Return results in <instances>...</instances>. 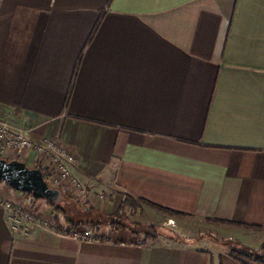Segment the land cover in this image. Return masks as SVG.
I'll use <instances>...</instances> for the list:
<instances>
[{
    "label": "crops",
    "instance_id": "1",
    "mask_svg": "<svg viewBox=\"0 0 264 264\" xmlns=\"http://www.w3.org/2000/svg\"><path fill=\"white\" fill-rule=\"evenodd\" d=\"M0 119L74 151L86 194L50 221L96 235L14 236L0 207V264H246L154 218L264 252V0H0Z\"/></svg>",
    "mask_w": 264,
    "mask_h": 264
},
{
    "label": "built area",
    "instance_id": "2",
    "mask_svg": "<svg viewBox=\"0 0 264 264\" xmlns=\"http://www.w3.org/2000/svg\"><path fill=\"white\" fill-rule=\"evenodd\" d=\"M33 155L43 177L50 188L59 189L62 193L72 194L78 199L86 194V187L74 175L72 168L77 161L76 154L68 146L55 139H44L35 142L27 138L23 131L0 119V158L26 162ZM18 193V192H17ZM0 207L6 213L11 233L16 236L30 229H41L53 234L69 237L75 241L93 242L96 235L86 227H67L63 231L56 230L50 217L26 208L0 195Z\"/></svg>",
    "mask_w": 264,
    "mask_h": 264
},
{
    "label": "rangeland",
    "instance_id": "3",
    "mask_svg": "<svg viewBox=\"0 0 264 264\" xmlns=\"http://www.w3.org/2000/svg\"><path fill=\"white\" fill-rule=\"evenodd\" d=\"M25 164L28 167L31 166L30 157L28 158V160H26ZM37 166H39V165H37ZM11 191H13V190H11ZM13 192L22 197L23 200L21 201V204L24 205L26 208L31 207L35 212L41 213L44 215H48V217H51L54 215V213H57L54 211V208L52 206L50 207L48 205L47 202L46 203L48 206H46V207L45 206L43 207L41 205L40 206L36 205L37 208L36 207L34 208L33 206H28V204H26L27 201L30 203L29 205H31L33 203V201H35V203H36L37 200H32L30 197H26L25 195H22L21 193H17L15 191H13ZM64 196L71 199V201H78L79 200L77 197H75L72 194L70 195L67 192L64 193ZM25 200H27V201H25ZM62 202H65V201H60L59 203H57L55 205L63 206L64 204ZM68 202L69 201H67V203ZM71 205L72 204H69L68 206L64 205L66 208V211H67V209L72 208ZM47 207L50 209L47 212H45L44 210H47L48 209ZM58 215L56 214V216H58ZM162 215H164V217H171V218H175L174 216H177V215H173V214L172 215L162 214ZM56 216H54V217H56ZM175 219H176V222H172L171 220H166L164 223H162V221H160V218H158V219L154 218V219H152V221H150V222H152L151 226H148L150 224H147V225H144L143 228L145 229V231L148 232V235L153 234L154 236H156V238L160 237V239L157 241L160 244H163V243H169V244L174 243L177 245L189 244L190 246H193V247H208V248L215 250L217 252H221V251L224 252L225 251L227 253L230 248L241 249L243 247L239 246L238 243L239 242L240 243L241 242H247V241H224L223 239H220L219 235H217L216 233L213 232V230L210 229V224L206 221H197V220H194L192 218L187 219V218H182V217H176ZM86 228H90V227H86ZM143 228L141 230H144ZM212 232L215 234L214 237H212V235H211V234H213ZM170 237H172L173 240L172 239L170 240ZM212 239H213V241H212ZM248 242H250V241H248ZM262 248H264V246ZM255 253H257V252H255ZM262 254H259V255H262ZM241 261L246 263V264H255V263H252L250 261L245 260L244 258H242Z\"/></svg>",
    "mask_w": 264,
    "mask_h": 264
},
{
    "label": "water",
    "instance_id": "4",
    "mask_svg": "<svg viewBox=\"0 0 264 264\" xmlns=\"http://www.w3.org/2000/svg\"><path fill=\"white\" fill-rule=\"evenodd\" d=\"M0 182L15 192L30 194L52 205L61 201L60 190L49 187L41 169L30 168L23 161L0 158Z\"/></svg>",
    "mask_w": 264,
    "mask_h": 264
},
{
    "label": "trees",
    "instance_id": "5",
    "mask_svg": "<svg viewBox=\"0 0 264 264\" xmlns=\"http://www.w3.org/2000/svg\"><path fill=\"white\" fill-rule=\"evenodd\" d=\"M35 168H39V166H36ZM41 171L43 172V170H41ZM0 183H4V182H0ZM21 194L22 195H25L26 197H30L32 200H38V199L33 198L30 194H27V193H21ZM65 197H64V199H65V202L66 203H67V201H69L68 203L72 204L71 206H73L75 208L76 207H79L76 203H74L73 201H71V199H69L68 197H66V198ZM47 203H48V205L50 207L52 206L54 208V211L57 212V214L62 215V217H64V218L65 217H68V214H70L69 212L72 210L71 208H69L66 211V208H65L64 205L63 206H59V205H52L49 202H47ZM125 206H130L132 208L135 207L134 203H132V201H130V199H128V198H124V200L121 202L120 207H119L120 208V211ZM156 208L158 209L159 207H156ZM167 212L168 213H171L169 211H167ZM80 225L81 224H79L78 226H80ZM94 233H95V230H94ZM227 254L230 257H232L233 259L238 260V261H241V259L244 258L245 260L250 261V262L255 263V264H264V253L262 255H259V254L255 253V252L253 253L252 251L247 250V249H244V248H241V249L230 248L228 250Z\"/></svg>",
    "mask_w": 264,
    "mask_h": 264
}]
</instances>
